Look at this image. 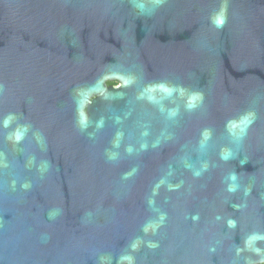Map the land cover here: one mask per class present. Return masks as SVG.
Wrapping results in <instances>:
<instances>
[{
    "label": "water",
    "instance_id": "obj_1",
    "mask_svg": "<svg viewBox=\"0 0 264 264\" xmlns=\"http://www.w3.org/2000/svg\"><path fill=\"white\" fill-rule=\"evenodd\" d=\"M263 263L264 0H0V264Z\"/></svg>",
    "mask_w": 264,
    "mask_h": 264
},
{
    "label": "trees",
    "instance_id": "obj_2",
    "mask_svg": "<svg viewBox=\"0 0 264 264\" xmlns=\"http://www.w3.org/2000/svg\"><path fill=\"white\" fill-rule=\"evenodd\" d=\"M109 83H110V84H118L117 81H110ZM263 264H264V263H263Z\"/></svg>",
    "mask_w": 264,
    "mask_h": 264
},
{
    "label": "snow or ice",
    "instance_id": "obj_3",
    "mask_svg": "<svg viewBox=\"0 0 264 264\" xmlns=\"http://www.w3.org/2000/svg\"><path fill=\"white\" fill-rule=\"evenodd\" d=\"M217 22H218V23H222L223 21H222V20H218Z\"/></svg>",
    "mask_w": 264,
    "mask_h": 264
}]
</instances>
